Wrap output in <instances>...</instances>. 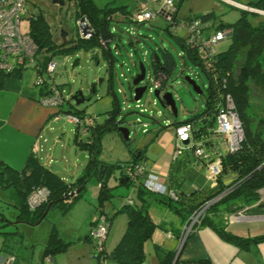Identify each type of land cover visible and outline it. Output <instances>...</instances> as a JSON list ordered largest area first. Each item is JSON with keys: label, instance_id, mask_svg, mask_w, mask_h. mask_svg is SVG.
I'll return each mask as SVG.
<instances>
[{"label": "rangeland", "instance_id": "rangeland-1", "mask_svg": "<svg viewBox=\"0 0 264 264\" xmlns=\"http://www.w3.org/2000/svg\"><path fill=\"white\" fill-rule=\"evenodd\" d=\"M61 1L64 2L63 5L53 4L52 0H27V16L20 22L22 33H29L32 20L39 17V21L46 26L52 47L64 44L69 47L72 42L79 39V36L83 39H89L91 36L85 38L78 28L74 2ZM258 1L260 0H174L177 10L175 24L200 19L203 15L212 14L213 25L217 28L222 26L226 28L234 25L244 12L246 19L255 26L264 21V10L252 8L256 7ZM92 2L99 9L126 6L131 13L137 10L141 3L147 4L157 13L162 9L161 3H155L153 0H92ZM238 4L243 7H238ZM257 12H261V14ZM166 22L161 16H157L153 21L144 24L126 23L120 20L119 22L117 20L112 22L111 32L115 35V39L109 42L105 50L113 58L112 63H110L109 58L103 55V49L96 45H92L90 49L80 47L76 53L67 56L58 54L55 50L45 52V57L51 59L55 64L54 84L59 86L66 94V99H69V103H65L63 106L64 110L71 108L74 111L75 109L83 113V117L94 119V127L103 124L108 119L107 114L114 109L117 110L114 124L117 125L123 119L124 122L120 126L128 129L129 139L124 140L119 131H112V133L101 136V152L98 155V160L101 162L119 164L122 167L123 164L130 161L131 152L140 151L145 156L144 161L147 159L146 162L150 165L154 161L152 154L158 150L156 142L152 141V138L160 127L171 126L174 122L180 123L195 119L205 110L209 87L208 80L204 72L188 60L186 55L184 56V51L177 37L184 39L187 35L185 31L174 26L175 28L171 30L172 34H170L167 31ZM62 31L67 33L65 40L61 37ZM230 44V40L225 39L217 45L216 50L219 53L224 52ZM160 49L167 50L174 60L173 73L167 84L158 90L161 94L170 93L172 95L177 110L175 118L170 115L168 109L162 108L153 94L155 88L151 92L146 90L138 102L133 99L136 87L132 85V80L139 73V63H142L146 69L147 75L144 80L146 83L153 58H155L154 53L162 56ZM93 53H96L95 58ZM76 60L78 63L73 66ZM41 61L43 62V60ZM32 67V64L27 66V68ZM27 72L33 75L36 84V73L31 69ZM26 75L24 74L25 77ZM42 77L46 81L51 80L50 75L46 72L43 73ZM186 78L195 82L202 94L195 92L185 80ZM79 91L83 92L90 101L75 107L72 97ZM248 94L249 106L246 109V117L253 128L260 121H264V90L251 85ZM51 122L53 123L52 119ZM50 124H48L47 129L51 138L48 139L47 134L44 133L42 138L38 139L37 145L40 151L35 154V157L41 164H46L50 156L52 159L50 165L54 164L62 169L63 173H57V176L66 184L74 177L82 174L89 158L86 155L84 161L74 159L72 149L67 147L66 142L63 141L62 133L51 130ZM199 125L200 123L197 127ZM262 133H264V128H262ZM176 150H178L177 147ZM0 153L9 159V155H13L15 152L6 147L1 149ZM79 153L80 151L77 152V154ZM177 156L175 151L174 157ZM15 161L12 163L22 169L24 165L19 164L16 159ZM147 169L149 171L148 165ZM75 174L76 176H74ZM118 174L119 171H115L113 176L108 179V183L116 186V188L112 191L110 200L105 199L103 202V211L112 220L104 246L107 253L113 250L119 241V237L123 235L127 224L125 215L123 213L115 215V209L120 206L123 197H128L134 191L115 184L114 175L118 176ZM3 180L0 176V258L14 257L13 264H51L44 262L43 259L47 260L50 258L49 256L53 258L54 254L43 258V252L45 253L46 249L52 250L61 243L64 244V240L70 241L65 238H71L74 243L65 247L59 257H54L56 258L55 264H96L102 262V259L91 257L95 251L94 244L79 241L80 237L87 234L90 227L87 223L81 232L82 215H84L81 209L72 212L71 209L74 205H71L67 211H64L58 206L52 208L39 224L21 223L16 217L19 211V199H16L13 188L2 187V184H7V180ZM96 182L95 178L88 182L85 191L82 192L81 199L91 201L90 190L93 189L92 185L97 184ZM211 183L214 181L211 180ZM134 195L133 192L132 198ZM154 202L156 201H152L148 207L150 218L160 222L163 219L162 222H165L169 228L176 227L179 229L180 216ZM92 203L97 205L98 200H94ZM99 213L100 210L96 208L95 217ZM167 230L172 231V228ZM168 231L157 228L145 242L144 252L147 263L156 255L157 246L165 249V246L168 245ZM50 244L52 246H48ZM85 248L91 249L92 253L87 255L88 259L83 261L84 256L81 251ZM105 264H116V262H113L112 259H106Z\"/></svg>", "mask_w": 264, "mask_h": 264}, {"label": "trees", "instance_id": "trees-1", "mask_svg": "<svg viewBox=\"0 0 264 264\" xmlns=\"http://www.w3.org/2000/svg\"><path fill=\"white\" fill-rule=\"evenodd\" d=\"M69 1L74 2L76 5V21L85 17L90 27L93 29L94 34L89 39H83L79 36V39L72 42V45L69 47L66 44L52 47L50 46V39L47 34L46 26L39 21V17H36V19H33L31 22L29 34L37 44L40 53L44 51L53 52L52 50H55L56 53L67 56L76 53L80 47L90 49L92 45L100 46V39L114 41L115 35L111 32V26L112 22L116 20L114 18L112 19V16L119 12L125 15V17H128L133 13H131L126 6L99 9L92 0ZM252 8L264 10V0L258 1L256 7ZM244 14L243 12L234 25L226 28L223 26L221 28L215 27L211 21L212 14H206L200 18L203 21H207L210 25L206 31V36L215 31L224 29L228 31L226 39L231 42L226 51L220 53L217 51L213 55L212 65L207 69L203 67L202 63L197 60L191 51L186 49L185 40L177 37L185 53L184 56L186 55L188 60L204 72L209 87L204 112L195 119L180 123L174 122L176 125L182 123L191 124L193 126V141L191 144L184 147L180 154L174 158L171 165L176 164L177 161L182 162L183 166L191 164L187 159L181 160L178 158L183 151L187 150L196 161H202L203 163L207 162L204 158L197 156L195 151L198 148H202L206 153H213L217 144V139L214 134L216 130L215 120L217 115L224 110L225 98L227 96L231 97L235 111L242 123L243 139L238 150L233 153H223L220 156V173L216 177L213 187L207 190H196L186 195L184 191L180 190L181 182L179 180L181 178L174 172L175 169L173 168H171L169 174L168 188L174 192L175 198H171L168 194L159 197L160 195L148 192L142 186L141 180H139L137 184H133L131 181H125L122 185L118 184L123 187L134 189L135 193V199H130L131 203H125L116 213H123L127 219L125 232L111 252L107 253L104 249L99 255L94 251L92 257L99 260L102 259L103 261L112 259L117 264H147L145 262L144 252L145 242L151 237L155 229L159 228L166 230L162 224L154 222L148 214V207L152 201H156L178 214L182 218L183 223H185L194 211L224 192L226 193L219 200L213 202L208 207L200 223L197 225V229L202 226H209L223 239L243 249L247 248L250 242L256 243L264 241V237H259L252 241L235 237L225 232L224 229L217 227V224L214 223L213 220V217H216L222 212L234 213L244 205L255 203L259 198V190L264 189V133H262L264 121H260V123L252 128L250 121L246 117V109H248L249 106L248 91L250 86H257L260 90H264V21L254 26L246 19ZM26 16L24 18H26ZM117 21L119 22V20ZM123 22L131 23L128 19L123 20ZM166 28L167 31L172 34L171 28L167 22ZM103 51V55L109 58L110 63H112L113 58L109 56L105 50ZM160 52L162 56L157 55L159 60L153 58L150 73L155 77L159 76V74L164 75L167 79L164 84H167L173 73L174 60L167 50L160 49ZM95 54L96 53H93L94 58L96 56ZM49 61H51V59L44 57L43 65ZM20 74V72L8 74L0 73V88L5 78H20ZM41 92L44 94L43 89ZM62 111L79 116L83 115V113L75 109L72 111L71 108L67 110L63 109ZM116 112L117 110L114 109L112 112L108 113V119H106L103 124L96 125L91 129L86 138L92 141L91 145H87L86 147V151L90 156V162L88 163L89 165L83 169V175L77 178L73 183L65 184L56 173L49 170V167L41 164L33 153L27 158L23 169L19 171L0 162V176L2 180H7V184H2V187L13 188L19 199V211L16 215L19 222L32 225L36 224L46 218L48 213L46 215L44 214L49 204H52L50 210L59 206L62 210L67 211L75 201L81 199L82 192L85 191L88 182L92 178L97 180V169L95 167L101 163V161L98 160V155L101 152V136L106 133H112V131H117V126L114 124ZM198 123H200V125L197 127ZM167 128L168 126L160 127L158 132ZM75 139L77 140V138ZM131 153L132 156L130 161L123 164L122 167L119 166V164H109L108 174L119 171L118 175L124 178L127 168L138 163L145 164L146 161H144L143 153L137 151ZM136 153H139L138 157ZM210 158L214 159V154H212ZM211 159H209V161H211ZM177 169L179 170V166L176 167V170ZM184 169L182 168L181 170ZM108 174L105 176L104 180L98 181L101 184V192L97 209L104 215L103 202L105 199L110 200L112 191L116 188V186L112 188L108 186ZM229 178H231L230 181H228ZM35 185H37L36 188H34ZM32 187L34 189L44 187L50 192L48 201L35 210H29L27 206V198L33 190ZM80 189V193L70 195L71 193L73 194V191ZM203 191H205L204 196L199 199V195L203 193ZM106 219L108 222L110 221L108 216H106ZM172 232L174 235L176 234L175 230H172ZM86 240L93 244L88 235L86 236ZM67 246L66 243H61L52 250L47 249V251L49 254H55L56 252L63 251ZM156 248L157 251L161 252L159 264H168L172 260L174 254L163 251L158 246ZM201 264L207 263L205 261L201 262Z\"/></svg>", "mask_w": 264, "mask_h": 264}, {"label": "crops", "instance_id": "crops-1", "mask_svg": "<svg viewBox=\"0 0 264 264\" xmlns=\"http://www.w3.org/2000/svg\"><path fill=\"white\" fill-rule=\"evenodd\" d=\"M29 70L30 68L23 71L20 74V78H5L0 88V150L9 147L10 151L15 152L13 155H9V159L0 153V161L18 171L21 170V168L16 167L14 165L15 163H12V161L16 162V159L19 164L21 163L25 165L27 158L33 153L34 146L37 144L38 139L42 138V135H44V133L46 134V131L49 132L47 126L49 123H52L51 116L54 113L53 109L43 107L38 103V100L43 95V92L35 86L33 75L28 74L27 72ZM24 74H27L26 77ZM152 141L156 142L158 150L152 154L154 161H152L150 165L147 162L146 163L150 173L158 176L161 184L169 187L168 178L171 168H173L175 169L174 172L181 178L179 180L181 182L180 190L184 191L186 195L190 194L192 191L201 189L207 190L208 188L213 187V183H211L207 176H205V171L203 169L205 168V162L196 161L192 154L188 153V150L183 151L178 158L181 160L187 159L191 162V164L183 166L182 162L177 161L176 164L171 165L175 158L174 154L177 147L173 126L155 133ZM138 156L139 154H137V157ZM145 160L147 161V159ZM51 162L52 159L49 156V161H47L44 165L49 167L51 166ZM177 166H179V170H176ZM182 168L185 169L181 170ZM74 176H76V174ZM75 178H77V176L70 182H73ZM230 180L231 178H229L228 181ZM96 181L97 184L92 185L93 189L90 190L91 201L87 199H80L81 202H79V200L75 201L72 204L74 206H72L71 209L72 212L76 209H81V212L84 213V215H82L81 232L87 223H89L90 227L87 234L80 237L79 241L88 243L90 242L86 240V236L92 227L96 215V208L98 206V204L94 205L92 201L98 200L101 192V184L98 180ZM115 184L118 185L116 182ZM109 186L115 187L111 184H109ZM133 192L134 191H132L128 197H123V200H121L122 205L120 204V206L115 209V215H117L116 213L118 209H120L125 203H128L130 199H135V195L134 198H132ZM204 193L205 191L199 195V199L204 196ZM258 193L259 198L255 203L251 205H244L234 213L222 212L216 217H213L214 223L217 224V227L224 229L225 232L230 233L235 237L245 240L252 241L259 237H264V189L259 190ZM14 195L16 199H18L15 191ZM154 203L166 208L158 202ZM85 207H87L86 210ZM112 207L115 208L114 206ZM42 221H39L36 224H39ZM162 221L164 220L162 219L161 222L155 220L154 222L162 224L166 228V230L161 229L163 231H168L167 229L172 228V230H175L176 232L175 235L172 231L167 232L169 242L168 245L165 246V249L158 246L161 250L174 254L172 260L168 264H201V262L205 261L207 264H264V241L256 243L250 242L247 248L243 249L223 239L211 227L202 226L190 234L181 245L179 239L184 224L182 218L180 217L179 229L176 227L169 228L167 224ZM111 222L112 220L110 218L106 239L109 234ZM125 229L126 225L123 234ZM121 237L122 236L119 237V241ZM65 239L70 240H64V243L69 246L74 243L71 238ZM48 246H52V244ZM104 249L106 251L105 247ZM61 252H56L54 257H59ZM91 253V249L85 248L82 250L81 254L84 256L83 261L88 259L87 255ZM160 254L161 252L156 249V255L151 258L150 261L148 260V263L146 262V258L145 262L147 264H159ZM47 255L50 254L46 249V252H43V258ZM49 257V259H43V261L55 264L54 262L56 261V258H52L51 256ZM96 264H100V262Z\"/></svg>", "mask_w": 264, "mask_h": 264}, {"label": "built area", "instance_id": "built-area-1", "mask_svg": "<svg viewBox=\"0 0 264 264\" xmlns=\"http://www.w3.org/2000/svg\"><path fill=\"white\" fill-rule=\"evenodd\" d=\"M153 1L155 3H161L162 5V9L158 13L149 8L147 4L141 3L138 9L128 17L118 12L112 16V19L114 18L120 21L128 19L134 24H144L153 21L160 15L168 22L167 24L171 30L176 26L185 31L187 34L186 37H184L186 49L195 55L205 69L210 67L212 65L213 55L217 52L216 47L220 42L226 39L228 31L224 29L218 30L206 36V31L210 25L207 21H203L202 19H193L176 25L175 18L177 10L174 0ZM238 7L242 8L243 6L238 5ZM26 15L27 0H0V73H22L28 69L27 66L29 64H32L33 67L30 69L33 70L36 73L35 76H37L35 86L44 90V94L39 98L38 103L43 107L55 110L51 117L54 123L62 120L71 124V131L75 133L77 140L85 139L86 144L91 145L92 141L86 138L90 130L94 127V119L62 111L64 109V104L69 103V99H66V94L63 90L53 82L55 64L49 61L43 65L41 60L45 57V51L40 53L37 44L30 34H24L20 30V22ZM91 30L94 34L92 28ZM90 36L92 35L87 34L85 38ZM109 42H111V40L105 41L100 39V47L106 50ZM45 72L50 75V81L43 79L42 75ZM147 81V90L151 92L153 88L161 89L163 85H166L164 82L167 81V79L162 74L155 77L150 73L147 77ZM215 123L216 130L214 134L217 139V144L212 153L215 158L211 159L210 156L212 154L206 153L202 148H198L195 151L197 156L207 160L204 171L210 181H215L220 173V156L223 153H233L238 150L243 139L242 123L235 111L231 97L227 96L225 98V108L217 115ZM174 133L178 148V150H176V155H178L185 146L192 143L193 126L189 123L179 124L174 128ZM39 151V146L36 144L33 150L34 156ZM209 159H211V161H209ZM124 178H126L127 181L133 182V184H137L139 180H141L142 186L147 191L153 194H159L160 196L168 194L171 198H175L174 192L161 184L158 177L148 171L146 164L138 163L127 168ZM225 193L226 192L206 202L191 214L183 224L179 239L181 245L190 234L195 232L197 225L200 223L208 207L213 202L219 200ZM49 196V190L44 187L34 189L27 198L29 210H35L40 205L46 203ZM128 203H131V201L129 200ZM108 227L106 216L99 213V215L95 217L92 227L88 232V237L94 244L96 254L100 255L104 250ZM14 261V257H8L7 259L3 257L0 258V264H13ZM101 263L104 264L105 261L102 260Z\"/></svg>", "mask_w": 264, "mask_h": 264}, {"label": "water", "instance_id": "water-1", "mask_svg": "<svg viewBox=\"0 0 264 264\" xmlns=\"http://www.w3.org/2000/svg\"><path fill=\"white\" fill-rule=\"evenodd\" d=\"M52 2H53V4H58V5L64 4V2L61 0H52ZM252 12H256V11H252ZM257 13L261 14V12H257ZM78 24H79L78 28H79L82 36L86 37V35L88 33L90 35H93V32H92L90 26L86 23L85 17L78 20ZM66 36H67V33L62 31L61 37L63 40L66 39ZM155 58H156V60H159V57L156 54H155ZM77 63H78V60H76L73 63V66H75ZM145 78H146V69L142 63H139V73L132 80V85L136 87L134 89V97H133V99L136 102H138L141 99V97L143 96L144 92L147 89L148 81L146 83H144ZM185 80L193 87V90L195 92H197L198 94H202L201 89L198 86H196L195 82L189 80L188 78H186ZM153 94L158 99L162 108L168 109L170 111V113H172L173 117L175 118L177 116V110H176L175 102H174L172 95L170 93L161 94V92L158 89L154 90ZM72 99L74 100V103H75L74 106L75 107H78L79 105L83 104L86 101H90V99L86 98L85 95L83 94V92H81V91L77 92L72 97ZM123 122H124L123 119L118 122V124L116 125L117 131H119L121 133V135L123 136L124 140L127 141L129 139V131L127 128L120 126ZM49 127L51 130H54L55 132L60 131V133H62L63 141L66 142L67 147H70L72 149V154H73L74 159L77 158L78 160L84 161L86 158V155H87L89 158L88 163L90 162V156H89L88 152L86 151V147H87L86 141L84 139H79V140L75 139L76 135H75V133H72V131H71V128H72L71 124L61 120V121H58L57 123H51ZM46 134H47V138L50 139L51 135L48 134V131H46ZM57 141H59V140H57ZM78 151H80L79 154H77ZM138 152L140 153V151H138ZM88 163L85 167H87L89 165ZM95 168L97 169V180L98 181L104 180L105 176L108 174L109 164L101 162ZM49 170L53 173H56V174L57 173H63L62 169L57 167L54 164L49 166ZM82 175H83V172L81 175L77 176V178L81 177ZM108 175H109V177H108V179H109L113 176V173L112 174L109 173ZM120 177H121V179H120ZM77 178H75L73 180V182L76 181ZM114 181L118 184H123L125 181H127V179L123 178L120 175L119 176L114 175ZM73 182H70V183H73ZM80 191H81V189L75 191V193L73 195L80 193ZM51 207H52V204H49L44 215H46L48 213V211L50 210Z\"/></svg>", "mask_w": 264, "mask_h": 264}, {"label": "clouds", "instance_id": "clouds-1", "mask_svg": "<svg viewBox=\"0 0 264 264\" xmlns=\"http://www.w3.org/2000/svg\"><path fill=\"white\" fill-rule=\"evenodd\" d=\"M238 5H240V4H238ZM86 22H87V20H86ZM149 74H150V72H149ZM148 74V75H149ZM146 75H147V72H146ZM147 90V89H146ZM170 115H172V113H170ZM54 123V122H53ZM171 126H173L174 128L177 126L175 123L174 124H172ZM171 126H168V127H171ZM175 134V133H174ZM139 154V153H138ZM146 164V163H145ZM165 186V185H164ZM168 188V187H167ZM75 193V191H73V194ZM72 193L70 194V195H73Z\"/></svg>", "mask_w": 264, "mask_h": 264}, {"label": "flooded vegetation", "instance_id": "flooded-vegetation-1", "mask_svg": "<svg viewBox=\"0 0 264 264\" xmlns=\"http://www.w3.org/2000/svg\"><path fill=\"white\" fill-rule=\"evenodd\" d=\"M85 140V139H84Z\"/></svg>", "mask_w": 264, "mask_h": 264}]
</instances>
